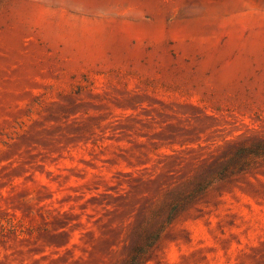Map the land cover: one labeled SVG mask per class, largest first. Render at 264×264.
I'll return each mask as SVG.
<instances>
[{"label":"rangeland","instance_id":"obj_1","mask_svg":"<svg viewBox=\"0 0 264 264\" xmlns=\"http://www.w3.org/2000/svg\"><path fill=\"white\" fill-rule=\"evenodd\" d=\"M259 140L264 0H0V264H264Z\"/></svg>","mask_w":264,"mask_h":264},{"label":"trees","instance_id":"obj_2","mask_svg":"<svg viewBox=\"0 0 264 264\" xmlns=\"http://www.w3.org/2000/svg\"><path fill=\"white\" fill-rule=\"evenodd\" d=\"M250 157L264 158V140H259L250 145H244L238 148L225 169L229 167H244L247 158Z\"/></svg>","mask_w":264,"mask_h":264},{"label":"bare ground","instance_id":"obj_3","mask_svg":"<svg viewBox=\"0 0 264 264\" xmlns=\"http://www.w3.org/2000/svg\"><path fill=\"white\" fill-rule=\"evenodd\" d=\"M233 6H235V4L232 3L230 7H233ZM233 72H234V71H233ZM228 74H229V72H228ZM227 79H228V78H227ZM228 80H229V79H228Z\"/></svg>","mask_w":264,"mask_h":264}]
</instances>
